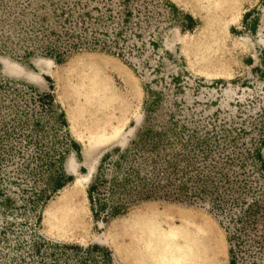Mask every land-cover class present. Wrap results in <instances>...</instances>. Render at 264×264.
Instances as JSON below:
<instances>
[{
    "label": "rangeland",
    "instance_id": "1",
    "mask_svg": "<svg viewBox=\"0 0 264 264\" xmlns=\"http://www.w3.org/2000/svg\"><path fill=\"white\" fill-rule=\"evenodd\" d=\"M232 244L264 264V0H0V264Z\"/></svg>",
    "mask_w": 264,
    "mask_h": 264
},
{
    "label": "trees",
    "instance_id": "2",
    "mask_svg": "<svg viewBox=\"0 0 264 264\" xmlns=\"http://www.w3.org/2000/svg\"><path fill=\"white\" fill-rule=\"evenodd\" d=\"M187 17H188L189 20H192V17H191L190 15H187ZM147 90H148V89H147ZM145 102H146V104H147V103H148V100H146ZM93 189H94V184H91V185L88 187L87 192H88V197H89V199H90V203H91V205H92V209L95 211V208H94V206H95V202H94V197H93ZM230 254H231L230 263H231V264H235V262H236V259H235V248L233 247V244H232V246H231V248H230Z\"/></svg>",
    "mask_w": 264,
    "mask_h": 264
},
{
    "label": "bare ground",
    "instance_id": "3",
    "mask_svg": "<svg viewBox=\"0 0 264 264\" xmlns=\"http://www.w3.org/2000/svg\"><path fill=\"white\" fill-rule=\"evenodd\" d=\"M72 166V168H74L73 167V164H71ZM177 237V236H176ZM175 237V238H176ZM180 247V246H179ZM184 247V246H183ZM204 244H198V243H196V245H195V252L198 254V256L201 258V260H202V255H203V252H204ZM188 252H189V254H190V256H191V254L193 253V249H192V246H190L189 248H188ZM200 260V261H201ZM200 261H198V262H200Z\"/></svg>",
    "mask_w": 264,
    "mask_h": 264
}]
</instances>
